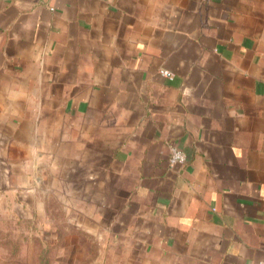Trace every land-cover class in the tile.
Masks as SVG:
<instances>
[{"label":"crops","instance_id":"crops-1","mask_svg":"<svg viewBox=\"0 0 264 264\" xmlns=\"http://www.w3.org/2000/svg\"><path fill=\"white\" fill-rule=\"evenodd\" d=\"M22 156L118 263L258 264L264 0H0V181Z\"/></svg>","mask_w":264,"mask_h":264},{"label":"rangeland","instance_id":"rangeland-1","mask_svg":"<svg viewBox=\"0 0 264 264\" xmlns=\"http://www.w3.org/2000/svg\"><path fill=\"white\" fill-rule=\"evenodd\" d=\"M21 164L20 183L0 181V264H124L68 212L61 173L46 172L33 157Z\"/></svg>","mask_w":264,"mask_h":264},{"label":"built area","instance_id":"built-area-1","mask_svg":"<svg viewBox=\"0 0 264 264\" xmlns=\"http://www.w3.org/2000/svg\"><path fill=\"white\" fill-rule=\"evenodd\" d=\"M159 73L161 76H164L169 79H171L173 76L170 72H167L165 70H161ZM185 162H186V156L184 152L171 146L169 148V155H168L169 166L170 167L180 166L183 165ZM258 264H264V258L261 259Z\"/></svg>","mask_w":264,"mask_h":264}]
</instances>
